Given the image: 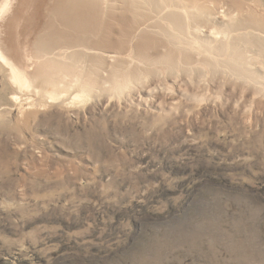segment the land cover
Returning a JSON list of instances; mask_svg holds the SVG:
<instances>
[{"label":"rangeland","instance_id":"obj_1","mask_svg":"<svg viewBox=\"0 0 264 264\" xmlns=\"http://www.w3.org/2000/svg\"><path fill=\"white\" fill-rule=\"evenodd\" d=\"M142 6L112 96L33 104L0 74V264H264V0Z\"/></svg>","mask_w":264,"mask_h":264},{"label":"bare ground","instance_id":"obj_2","mask_svg":"<svg viewBox=\"0 0 264 264\" xmlns=\"http://www.w3.org/2000/svg\"><path fill=\"white\" fill-rule=\"evenodd\" d=\"M146 1L4 0L0 3V74L9 76L20 90L35 91L33 104L43 102L48 95L53 97V92L58 99L61 91L65 93L64 99L72 103L87 100L83 92L91 100L112 96L113 74L118 73L117 82L121 80L123 86H128L129 68H143L139 62H146L144 54L149 46L143 28L134 26L140 30L137 41L126 34L130 11L139 18ZM116 21L120 25L118 36L114 34ZM213 34L219 38L225 36V29L216 28ZM223 42L224 49L232 47L228 40ZM63 55L72 57L61 66L70 78L59 87L60 78L50 72L59 71L60 66L52 64V60H60ZM82 55L92 56L86 71H83ZM133 60L138 61L135 66ZM79 89L82 94L74 93ZM136 92L135 99L140 104L149 102L148 96ZM16 98L21 99L18 95Z\"/></svg>","mask_w":264,"mask_h":264}]
</instances>
